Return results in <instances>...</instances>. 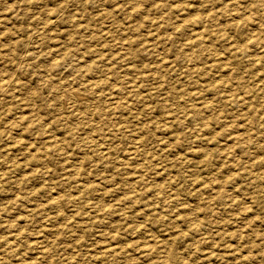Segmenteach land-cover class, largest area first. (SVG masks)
Returning <instances> with one entry per match:
<instances>
[{"label": "rangeland", "instance_id": "rangeland-1", "mask_svg": "<svg viewBox=\"0 0 264 264\" xmlns=\"http://www.w3.org/2000/svg\"><path fill=\"white\" fill-rule=\"evenodd\" d=\"M0 264H264V0H0Z\"/></svg>", "mask_w": 264, "mask_h": 264}]
</instances>
